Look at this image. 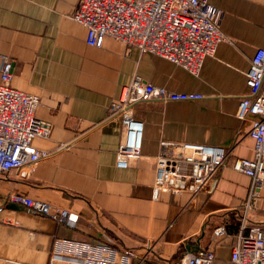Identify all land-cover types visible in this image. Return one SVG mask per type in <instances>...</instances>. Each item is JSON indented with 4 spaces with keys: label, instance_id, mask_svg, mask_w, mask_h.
Listing matches in <instances>:
<instances>
[{
    "label": "crops",
    "instance_id": "crops-1",
    "mask_svg": "<svg viewBox=\"0 0 264 264\" xmlns=\"http://www.w3.org/2000/svg\"><path fill=\"white\" fill-rule=\"evenodd\" d=\"M210 3L228 40L195 75L111 37L101 47L89 45L86 28L74 19L80 0H0V76L4 58L13 59L12 85L40 98L35 114L51 125L48 137L34 140L47 155L29 178L0 175V264H72L53 253L74 242L131 248L138 255L131 264H181L201 248L215 251L214 264H236L231 253L250 178L232 164L254 155L251 118H239L237 110L252 56L264 48V0ZM136 74L202 96L137 102L141 151L123 167L117 152L125 132L120 118L107 120V109ZM171 142L226 148L227 162L209 189L194 194L180 179L173 189L157 190L158 157ZM13 192L67 208L78 222L60 224L11 203ZM248 223L264 224V190ZM220 224L227 227L222 238L214 234Z\"/></svg>",
    "mask_w": 264,
    "mask_h": 264
},
{
    "label": "built area",
    "instance_id": "built-area-1",
    "mask_svg": "<svg viewBox=\"0 0 264 264\" xmlns=\"http://www.w3.org/2000/svg\"><path fill=\"white\" fill-rule=\"evenodd\" d=\"M218 13L210 0H80L74 19L86 28V41L91 46L101 47L105 39L111 37L128 48L155 54L197 75L205 59L215 55L218 45L228 40L218 22ZM13 63V59L5 57L0 76V175L16 171L19 177L27 179L35 164L47 155L34 140L48 137L51 125L35 114L40 98L12 85ZM246 85L247 92L240 99L237 115L243 120L251 118L249 134L254 140V155L237 158L232 164L233 169L250 178V186L231 259L236 264H264V224L249 226L248 223L253 201L264 190L263 47L252 56ZM201 96L154 84L136 74L122 86L120 97L110 102L107 109V120L120 118L125 132L117 152V164L127 166L141 151L143 124L133 114L137 102L188 100ZM228 155L221 145L164 143L158 157L155 186L157 190H170L180 179H185L192 193L207 190L227 162ZM8 201L60 224L75 226L79 219L77 213L67 208H56L23 193H10ZM3 210L4 206L0 205V212ZM214 234L220 238L226 236V225H218ZM119 254L120 260L117 259ZM59 256H65L72 264H131L138 257L131 248L88 242H74L68 248L63 243L58 244L53 257ZM215 260L214 250L201 248L184 255L181 264H214Z\"/></svg>",
    "mask_w": 264,
    "mask_h": 264
}]
</instances>
